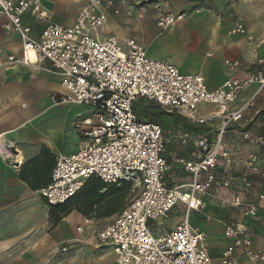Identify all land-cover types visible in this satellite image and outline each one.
I'll use <instances>...</instances> for the list:
<instances>
[{
    "label": "built area",
    "instance_id": "1",
    "mask_svg": "<svg viewBox=\"0 0 264 264\" xmlns=\"http://www.w3.org/2000/svg\"><path fill=\"white\" fill-rule=\"evenodd\" d=\"M49 1L0 0L3 29L17 33L22 43V57L0 60V68L24 65L56 74L61 78V86L71 94L61 98L62 102L93 110L91 118L76 123L83 147L75 154L56 159L51 182L42 191V197L50 206H61L92 178L107 185L129 184L139 194L96 235L99 244L111 246L117 264H212L206 236L190 226L189 214L205 207L200 196L216 188L234 187V179L217 177L219 151L228 126L240 121L254 100L238 110L232 106L249 86L256 84L259 91L264 89V58L254 62L260 68L247 78L228 79L218 90L209 91L202 74H184L174 65L151 58L134 38L122 42L116 36L100 39L97 33L106 27L109 12L119 14L115 0H86L75 23L68 27L51 20L50 11L45 8ZM28 13L43 24L40 39H35L31 27L24 24L23 17ZM179 19L173 13H164L158 17L157 26L166 31ZM230 34L244 36L250 43L255 41L241 18L234 22ZM225 65L235 71L240 61L227 60ZM53 98L57 100L56 96ZM141 100L191 123L221 120L214 141L207 134L193 135L188 131L179 136L182 145L191 144L201 155L198 161L177 160L191 175V184L178 186L173 180L174 187H170L165 180L170 166L164 154L171 138L161 124L140 119L135 107ZM203 106L215 110L208 117H201L199 109ZM243 139L253 148L264 146L262 135L245 132ZM244 168L252 176L260 175L256 153L247 155ZM248 176L241 177L242 195L222 203L256 217L257 206L248 203L252 188ZM184 188L189 192H183ZM260 198L264 200V196ZM178 204L185 207L184 221L170 233L155 236L149 222L169 220ZM77 231L82 233L83 228ZM224 236L231 244L218 264H233L239 255L255 264H264V252L251 249L253 237L243 225H227ZM67 250V246L61 245L57 253Z\"/></svg>",
    "mask_w": 264,
    "mask_h": 264
},
{
    "label": "crops",
    "instance_id": "2",
    "mask_svg": "<svg viewBox=\"0 0 264 264\" xmlns=\"http://www.w3.org/2000/svg\"><path fill=\"white\" fill-rule=\"evenodd\" d=\"M149 1L154 2L155 8L167 3V0H115L120 15L109 12L105 27L108 32L100 38L116 36L122 42L126 38L140 37L139 34L127 36L121 30V24L136 17L142 22L147 21L143 19L144 10L139 7ZM212 1L214 8L207 14H192L188 18L179 15L178 26L157 37L150 50L144 48L151 58L174 65L184 74H202L209 91L218 90L228 79L247 78L260 68L254 62L264 58V0ZM84 5L86 0H50L45 8L50 11L54 23L68 27L75 23ZM164 9L156 8L157 19ZM221 9H224L225 18H216L214 14ZM237 17L243 19L255 39L253 43L244 36L230 34ZM23 21L31 27L32 36L40 39L43 24L29 13ZM3 22L0 18V60L6 61L10 56L21 58V38L17 33L6 32ZM155 48L163 51H153ZM227 60L240 61L239 68L231 71L225 65ZM49 66L47 62L46 67ZM70 95L56 74L24 65L0 68V264H71L94 245L96 234L120 213L119 209L113 210L107 205L112 202V192H108L110 187L97 193L101 197V203L94 208L100 215L97 218L90 217L86 211L85 199L72 200L65 206H50L42 197V191L51 182L56 159L75 154L83 147L76 123L93 116V110L88 106L61 101ZM252 99L253 106L246 109L242 119L228 126L219 151L217 177L234 179V187L216 188L200 196L205 207L189 214L190 226L206 236L212 264L219 263L231 244L224 236L229 224L237 223L247 228L253 237L251 249L264 252V200L260 198L264 196V146L253 148L243 139L245 132L264 136V89L259 91L256 84L249 86L232 109L238 110ZM140 105L159 111L160 124L171 138L164 154L170 166L165 180L170 187H174L173 180L178 186L191 184V175L177 160L198 161L201 155L191 144L182 145L179 136L188 131L193 135L207 134L214 141L221 120L196 124L168 111L170 120L167 121L163 118L166 115H163V108L146 100H141ZM203 107H207V111L202 110ZM203 107L199 109L201 117H208L215 110L212 106ZM252 152L259 157L258 176H252L244 168L247 155ZM245 174L252 182L248 203L257 206L256 217L222 203V200L242 195L241 177ZM96 179L86 183H94ZM118 186L111 187V191ZM182 191L189 192L187 188ZM185 216L184 205L178 204L169 220L150 221V230L155 236H164L183 222ZM79 227L83 228L82 233L77 231ZM61 245L68 247L67 252L57 253ZM110 254V264H117L112 248ZM233 264L255 263L239 255L233 259Z\"/></svg>",
    "mask_w": 264,
    "mask_h": 264
},
{
    "label": "rangeland",
    "instance_id": "3",
    "mask_svg": "<svg viewBox=\"0 0 264 264\" xmlns=\"http://www.w3.org/2000/svg\"><path fill=\"white\" fill-rule=\"evenodd\" d=\"M154 2H144L140 5V10H144L143 19L147 21H140L138 17H136L133 20L130 21H124V23L121 24V30L127 34V36H135L139 34L140 37H137L136 39L142 45L143 48L146 50L151 49V44H154L157 37L169 32L174 26H178L177 23H175L171 28H169L166 31H161L157 26V9H164L161 13H173L175 16L184 15L186 18H188L192 14H207L208 11H211L212 8H214V4L212 0H183L182 2L180 0H167V3H163L165 5H160L158 7H154L152 4ZM217 9H215L216 11ZM224 9L220 10V14L217 13L214 16L216 18H225ZM160 13V14H161ZM120 15V12L119 14ZM52 18V17H51ZM240 17H237L235 20L239 19ZM242 19V18H241ZM243 20V19H242ZM179 24V23H178ZM190 26H192L190 24ZM155 31V35H154ZM108 32V29H102L97 33V36L99 38L101 36H105ZM140 32L143 34V36L140 34ZM95 36V34H93ZM168 34H166L167 36ZM101 39V38H100ZM156 52H162L163 50L155 48ZM143 106V105H141ZM207 107H203L202 110L207 111ZM163 112V118L165 120H170V117L168 116L169 113L167 109H161ZM168 113V114H167ZM118 186V185H116ZM112 195V202L111 207L113 210L116 208L119 209L120 212L124 207H126L138 194L139 190H136L135 192L132 191V188L129 184H121L118 187H116L113 191ZM108 205V206H110ZM95 216V214H94ZM97 218V216H95ZM108 225V224H107ZM97 235V234H96ZM93 246L88 248V250L83 251L81 255L77 258L76 261H73L71 264H110L111 262V254L110 250L111 248L109 245H103L99 244L96 241V236L93 241ZM69 254V253H67ZM58 257H63L61 255H58Z\"/></svg>",
    "mask_w": 264,
    "mask_h": 264
},
{
    "label": "trees",
    "instance_id": "4",
    "mask_svg": "<svg viewBox=\"0 0 264 264\" xmlns=\"http://www.w3.org/2000/svg\"><path fill=\"white\" fill-rule=\"evenodd\" d=\"M135 111L138 114V116L140 117V119L144 120V121H148L151 123H159L160 124V113L159 111H156L154 108H150V107H145V106H136L135 107ZM122 184H126V183H122ZM114 185H107L105 184L103 181H101L100 179H96V181L94 183H86L84 185V187L80 190V192H78V194L71 199L68 203H66L65 205L69 204L72 200H83L85 199L84 202V207L87 208L86 211L89 213L90 217H99L100 215L97 214L94 211V208L97 207L98 204L101 203V197L97 195V193L99 191H102V189H105L107 187H113ZM108 189V192H112L114 189ZM113 193V192H112ZM114 194V193H113ZM86 198H88V200H86ZM111 203L108 202L107 205H110ZM65 205H61V206H65ZM83 211V210H80ZM84 213V211H83ZM85 214V213H84ZM95 214V216H94ZM87 216V214H86Z\"/></svg>",
    "mask_w": 264,
    "mask_h": 264
},
{
    "label": "bare ground",
    "instance_id": "5",
    "mask_svg": "<svg viewBox=\"0 0 264 264\" xmlns=\"http://www.w3.org/2000/svg\"><path fill=\"white\" fill-rule=\"evenodd\" d=\"M32 58L34 57L33 54H31Z\"/></svg>",
    "mask_w": 264,
    "mask_h": 264
}]
</instances>
